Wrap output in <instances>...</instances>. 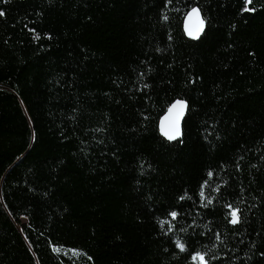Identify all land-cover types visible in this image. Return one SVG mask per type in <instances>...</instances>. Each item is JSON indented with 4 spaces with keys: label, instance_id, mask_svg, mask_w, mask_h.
<instances>
[{
    "label": "trees",
    "instance_id": "obj_1",
    "mask_svg": "<svg viewBox=\"0 0 264 264\" xmlns=\"http://www.w3.org/2000/svg\"><path fill=\"white\" fill-rule=\"evenodd\" d=\"M0 13V264H264V0Z\"/></svg>",
    "mask_w": 264,
    "mask_h": 264
},
{
    "label": "water",
    "instance_id": "obj_2",
    "mask_svg": "<svg viewBox=\"0 0 264 264\" xmlns=\"http://www.w3.org/2000/svg\"><path fill=\"white\" fill-rule=\"evenodd\" d=\"M194 8L195 9H199L200 19H202L204 21L203 30L199 33L198 37H193V36H190L188 34L189 24L191 23V26L193 27V30H195V28L197 26V23H198L195 18H193V20L191 22L189 21V14L192 12V10L185 17V29H186L187 35L189 36L190 39L198 41V40H200L203 32L206 29V20H205V18L203 16L202 11L200 10V8L199 7H194ZM177 101L183 102L184 105H185L182 115L179 114L180 113V109L179 108L173 109V105H175L177 103ZM170 109H171V111H170ZM188 109H189V104H188V102L186 100L177 99L176 101H174L172 103V105L168 108L166 113L162 116V118L160 120V130H161L163 135H164V133L162 131V127H167L169 129H174L177 126V121H178L179 135L176 137V139H169L167 136L164 135L170 141H176V140L181 138L182 133H183V124H184L186 115L188 113Z\"/></svg>",
    "mask_w": 264,
    "mask_h": 264
},
{
    "label": "snow or ice",
    "instance_id": "obj_3",
    "mask_svg": "<svg viewBox=\"0 0 264 264\" xmlns=\"http://www.w3.org/2000/svg\"><path fill=\"white\" fill-rule=\"evenodd\" d=\"M248 3H251V0H247ZM245 11H254V9H249L246 8ZM0 15H3V13H0ZM193 18H195L197 20V26L195 28V30H193V27L191 26V23L189 24L188 27V34L190 36L193 37H198L199 33L203 30V26H204V21L202 19H200V13H199V9H192V12L189 14V21L191 22L193 20ZM185 105L183 102L177 101V103L175 105H173V109L179 108L180 109V115L183 114V109H184ZM171 111V109H170ZM162 131L164 133L165 136H167L169 139H176V137L179 135V128H178V121H177V126L174 129H169L167 127H162ZM201 195H203V193H201ZM173 217H175L177 214L175 212H173L171 214ZM232 220L231 222L233 224H236L239 222V210L238 209H233L230 213ZM178 247H180L183 250V245L179 244L178 242ZM57 251H59V249H57ZM197 259H199L202 264H207V262L204 259V256L199 255L197 257Z\"/></svg>",
    "mask_w": 264,
    "mask_h": 264
},
{
    "label": "rangeland",
    "instance_id": "obj_4",
    "mask_svg": "<svg viewBox=\"0 0 264 264\" xmlns=\"http://www.w3.org/2000/svg\"><path fill=\"white\" fill-rule=\"evenodd\" d=\"M199 263L202 264V262L198 259Z\"/></svg>",
    "mask_w": 264,
    "mask_h": 264
}]
</instances>
